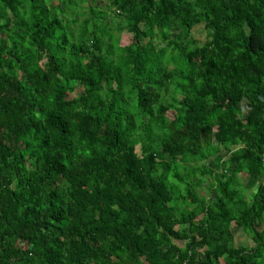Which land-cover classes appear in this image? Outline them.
I'll return each mask as SVG.
<instances>
[{
  "label": "trees",
  "instance_id": "1",
  "mask_svg": "<svg viewBox=\"0 0 264 264\" xmlns=\"http://www.w3.org/2000/svg\"><path fill=\"white\" fill-rule=\"evenodd\" d=\"M100 1L0 0V264H264V0Z\"/></svg>",
  "mask_w": 264,
  "mask_h": 264
},
{
  "label": "rangeland",
  "instance_id": "2",
  "mask_svg": "<svg viewBox=\"0 0 264 264\" xmlns=\"http://www.w3.org/2000/svg\"><path fill=\"white\" fill-rule=\"evenodd\" d=\"M100 2H105V0H101ZM201 26L199 25V26H197L196 28H195V32L196 31H201ZM197 37H204L205 36V34L203 35V33L202 34H200V35H196ZM124 42H125V39L122 37V36H120V37H117L116 39H114V41H113V44H124ZM170 115H172V116H174V112H170L169 113ZM139 153H140V147H138V150H137ZM211 161H212V159L211 160H206L205 162L207 163V164H210V165H212L211 164ZM189 169H185V168H183L182 169V173H185L186 171H188ZM263 182H264V180H263ZM233 233H234V235H235V237H236V239H235V243L236 244H244V245H251L252 243H251V241H250V239L246 236V234H245V232L242 230V229H237V230H234L233 229Z\"/></svg>",
  "mask_w": 264,
  "mask_h": 264
},
{
  "label": "water",
  "instance_id": "3",
  "mask_svg": "<svg viewBox=\"0 0 264 264\" xmlns=\"http://www.w3.org/2000/svg\"><path fill=\"white\" fill-rule=\"evenodd\" d=\"M181 244L183 243V242H180Z\"/></svg>",
  "mask_w": 264,
  "mask_h": 264
}]
</instances>
